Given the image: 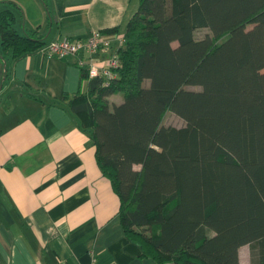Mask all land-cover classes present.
Masks as SVG:
<instances>
[{"label":"trees","instance_id":"trees-1","mask_svg":"<svg viewBox=\"0 0 264 264\" xmlns=\"http://www.w3.org/2000/svg\"><path fill=\"white\" fill-rule=\"evenodd\" d=\"M16 22L0 12V56L46 45ZM124 37L115 78L85 69L86 90L63 101L94 142L125 236L156 264H240L247 244L264 264V0H140ZM169 112L186 125L166 126Z\"/></svg>","mask_w":264,"mask_h":264},{"label":"crops","instance_id":"crops-1","mask_svg":"<svg viewBox=\"0 0 264 264\" xmlns=\"http://www.w3.org/2000/svg\"><path fill=\"white\" fill-rule=\"evenodd\" d=\"M139 3L17 0V7L0 3V12L11 9L19 33L35 34L48 44L64 37L85 39L94 31L125 35ZM4 54L0 264H156L140 258L139 246L125 236L119 197L97 164L94 142L63 101L86 90L85 68L74 58L52 57L44 50L19 59ZM118 95L115 104L123 102L122 94L112 96Z\"/></svg>","mask_w":264,"mask_h":264},{"label":"built area","instance_id":"built-area-1","mask_svg":"<svg viewBox=\"0 0 264 264\" xmlns=\"http://www.w3.org/2000/svg\"><path fill=\"white\" fill-rule=\"evenodd\" d=\"M124 36L94 31L85 39L57 38L46 44L41 50L60 59L74 58L79 66L86 69L89 78L101 77L107 84L115 78L116 69L120 65L118 51L124 46ZM83 53L88 57L80 56ZM96 55H99L100 58L96 59ZM93 264H95V260Z\"/></svg>","mask_w":264,"mask_h":264},{"label":"rangeland","instance_id":"rangeland-1","mask_svg":"<svg viewBox=\"0 0 264 264\" xmlns=\"http://www.w3.org/2000/svg\"><path fill=\"white\" fill-rule=\"evenodd\" d=\"M11 1H14V2H17V0H11ZM208 32L207 29H200L196 32V37L197 38H201L203 37L206 33ZM174 46H177L178 43L177 42H174L173 43ZM264 71V70H263ZM189 89H192V90H200V87L198 86H189ZM122 96V95H121ZM113 98V101L112 103H116L120 100V97L119 95L118 96H112ZM164 124L166 126H175V127H184L186 125V121L180 117L179 115L173 113V112H169L166 117H165V120H164ZM136 169H139L140 168V165H136L135 166ZM253 247L254 245H245L243 248H242V264H252V250H253Z\"/></svg>","mask_w":264,"mask_h":264}]
</instances>
